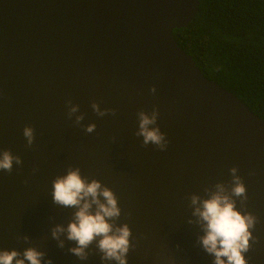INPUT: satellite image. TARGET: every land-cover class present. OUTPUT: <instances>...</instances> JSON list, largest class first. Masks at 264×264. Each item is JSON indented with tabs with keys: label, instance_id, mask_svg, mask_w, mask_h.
Instances as JSON below:
<instances>
[{
	"label": "water",
	"instance_id": "95a60500",
	"mask_svg": "<svg viewBox=\"0 0 264 264\" xmlns=\"http://www.w3.org/2000/svg\"><path fill=\"white\" fill-rule=\"evenodd\" d=\"M199 6L200 0H0V150L23 161L11 173L0 171V250L31 246L53 264H101L94 244L80 261L67 251L74 242L60 249L51 238L55 224L74 219L75 209L52 199V181L72 166L117 196V223L129 224L135 245L127 264H212L196 243L199 226L187 223L188 197L207 198L204 188L217 182L230 187L237 167L246 210L257 217L256 239L244 255L247 264H264V120L207 79L177 44L174 30L188 27ZM69 100L79 105L75 115L84 114L79 125L68 117ZM94 101L116 114L98 117ZM154 107L170 141L166 151L135 136L137 113ZM90 123L96 129L87 133ZM25 126L34 129L31 147Z\"/></svg>",
	"mask_w": 264,
	"mask_h": 264
},
{
	"label": "clouds",
	"instance_id": "9594fccd",
	"mask_svg": "<svg viewBox=\"0 0 264 264\" xmlns=\"http://www.w3.org/2000/svg\"><path fill=\"white\" fill-rule=\"evenodd\" d=\"M156 92L155 86L151 88ZM69 105L68 117L72 118L79 112V105ZM98 117L116 114L113 108L101 109L98 102L91 104ZM158 108L154 107L149 114L143 110L137 113L138 129L135 136L142 137V145H155L160 151H166L170 141L162 132L157 121ZM84 114L75 115V123L81 124ZM96 129L95 123L85 127L87 133ZM23 136L27 146L31 147L35 136L31 126H25ZM22 166L20 156L13 155L10 149L0 150V171L11 173L13 165ZM33 171H36L34 169ZM237 167L230 169V187L223 182H217L204 188L207 198L192 193L188 197L191 215L187 219L189 225L199 226L202 235H197L196 243L210 256L212 264H247L245 253L250 249V240H255L253 229L257 217L246 210L247 194L243 180ZM27 182V181H26ZM52 199L55 205L73 208L74 219L67 226L55 224L51 228V238L57 242V247L65 248V241L74 242L75 246L67 251L80 261H87L91 254V246L100 254L101 264H127V254L131 247V229L128 223L118 224L122 210L118 206L115 193L100 180L90 182L82 177L79 167L69 166L65 175H59L52 181ZM239 198L240 209L237 208ZM63 237V239L61 238ZM29 242L28 236H23ZM46 252L36 247H27L22 252L16 249L0 250V264H53L52 259H46Z\"/></svg>",
	"mask_w": 264,
	"mask_h": 264
},
{
	"label": "trees",
	"instance_id": "16d2710c",
	"mask_svg": "<svg viewBox=\"0 0 264 264\" xmlns=\"http://www.w3.org/2000/svg\"><path fill=\"white\" fill-rule=\"evenodd\" d=\"M173 34L207 79L264 120V0H200L192 23Z\"/></svg>",
	"mask_w": 264,
	"mask_h": 264
}]
</instances>
